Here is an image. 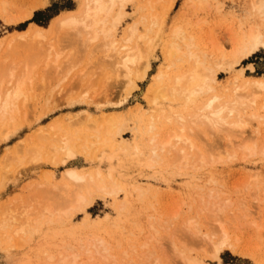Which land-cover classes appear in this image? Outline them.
Returning <instances> with one entry per match:
<instances>
[{
    "label": "bare ground",
    "instance_id": "1",
    "mask_svg": "<svg viewBox=\"0 0 264 264\" xmlns=\"http://www.w3.org/2000/svg\"><path fill=\"white\" fill-rule=\"evenodd\" d=\"M78 1L76 8L60 11L50 19L47 26L32 22L28 28L9 32L0 38V48L5 46L6 50L0 57V126L5 128V135L14 131L12 124L18 120L20 114L28 112L31 99L39 98L37 90H46L55 80H59L56 84L60 85L78 65L88 61L84 66L86 68L87 65L91 66L90 61L95 60L99 76L98 79L94 77L95 80H91L89 85L87 79L91 77L87 78L83 66L81 67L84 69L78 68L81 72L79 77L83 82L86 80L85 83L78 82L84 85L87 83L82 89L86 90L89 86L94 95L102 92L105 94L111 81L119 80L120 77L128 80L131 88H135L138 86L137 80L147 78L153 67V60L159 58L157 50L160 47L164 66L154 73L147 94L149 103L154 107L150 112H141L133 118V145L118 140V136L122 134L123 123L115 116L98 120L87 113L81 116L84 118L82 122L87 123V126L74 129L64 125L65 119L56 117L47 123L49 132H30L20 145L9 149L2 156L1 165L8 168L13 163L17 174H20L18 170L24 167L18 168L19 163L40 167L48 162L53 166H60L75 163L82 153L92 161L103 158L112 161L131 150L134 155L150 151L147 157L150 168L159 165L187 171L211 169L219 162L235 158L264 156V76L235 77L233 84L226 86L219 83L221 68H233L236 63L264 47V0H247V11L257 16L255 22L249 21L247 25L242 24L238 28L232 23L224 34V40L218 38L217 26L210 27L204 33L202 26L194 29L191 21L182 22L179 17L170 25V13L175 9L177 0H165L166 3L164 0H145V4H140L138 0ZM184 1L180 13H184L187 7L203 13L211 10L213 6L218 12L224 8L221 0ZM131 3L135 4L139 18L126 27L120 36L119 30L129 16L128 8ZM48 4L49 0H38L21 16L10 14L9 0H0V9L9 21L17 22L31 17L36 8L46 7ZM234 17L232 15V20ZM139 25H143V30H140ZM63 43L70 45L72 49L68 45L66 47L70 50L65 49ZM45 44L49 46L45 48ZM95 67L93 69L87 66V69L94 71ZM240 70L244 76L243 68ZM76 82L74 83L77 85ZM97 87L103 89L99 91ZM163 101L175 103L177 106L161 108L159 105ZM95 102L98 106L115 104L108 100H104L102 104ZM120 103L123 101L118 102V105ZM75 121L76 119L73 120ZM199 137L203 138L204 143L210 137L213 143L204 145L201 139L199 143ZM101 162H98L95 169L69 166L60 181L50 171H45L38 181H30L23 188L28 193L21 192L13 198V204L10 203L14 205H10L13 208H7L10 212H4L1 216L0 234L4 229L5 232L12 231L14 225V233L10 232L15 236L27 233L28 230L39 231L37 228L43 226L42 222L46 221L44 219L52 220L51 223L54 218L60 219L56 222L64 226L65 221L61 220H67L76 212L85 210L98 195L117 198L121 192H125L130 198L132 191L123 184L125 175L120 172L118 174L117 166L112 163L107 171L102 170ZM10 172L9 170L8 174L6 172L0 178V190L6 186L7 178L12 174ZM63 191L68 194L64 196ZM216 191H210L208 202L216 204L218 208L210 209L205 205L194 215L182 213V206L179 205L170 214L171 223L157 219L158 217L150 219L149 232L140 244L141 251L138 252L139 249L134 245V255L130 254L133 251L131 248L132 251L128 249L130 253L126 250L118 257L113 253V247L107 239L98 238L84 243V246L82 244L79 248L83 250L80 249V252L74 245L79 253H75L73 247L68 248V251L74 250L73 254L69 252V255H64L60 260L62 264H211L202 257L211 252L212 258L219 260L216 264H223L220 262L223 250L249 255L251 250H248L245 244L247 239L243 235L245 223L241 224L239 220L245 215L234 213L236 217L227 216L233 201L221 198L220 192L218 195ZM143 192H140L142 196ZM28 199L38 204H28ZM6 206L2 208L6 209ZM207 218L211 219L208 223L202 220ZM246 218L250 219V215L247 214ZM29 219L35 221L34 223L32 220L33 224L29 225L35 226L27 229V222H31ZM176 219L183 221V241L178 242L182 239L180 235L178 240L168 242L171 247L166 250L170 253H167L169 258L165 259L158 252V246L168 244L159 242V234L165 224V227H173ZM228 219L236 223L235 231H232L235 227H230ZM49 221H46L47 225ZM84 223L93 225L90 219L84 220ZM205 223L209 225L206 227ZM251 223H255L257 240L261 239L258 241L262 243L264 224H257L255 219ZM175 227L174 231L177 233L178 229ZM30 234L28 236L32 237ZM190 244L199 245L207 253L204 252L202 256L194 254V246ZM200 250L202 251H196ZM84 255H87L86 261L80 260Z\"/></svg>",
    "mask_w": 264,
    "mask_h": 264
},
{
    "label": "rangeland",
    "instance_id": "2",
    "mask_svg": "<svg viewBox=\"0 0 264 264\" xmlns=\"http://www.w3.org/2000/svg\"><path fill=\"white\" fill-rule=\"evenodd\" d=\"M37 1L38 0H9V12L11 15L21 16L27 9H31ZM221 1L224 4V8L220 12L216 11L214 6L211 10L204 13L199 11L197 12L195 9L187 7L184 14L182 12L180 13V11H182L185 1L177 0L175 9H173L170 13L169 24H174L175 18L177 19V17H179L182 22L191 21L192 28L194 29L198 26H202L205 29L204 33L207 32L210 27L217 26L219 27V29L217 28L216 30L218 31L216 32L218 33L217 36L220 40L221 38L224 40V34L227 32L228 27L231 26L232 23L236 25V28H238L242 24L247 25L249 21L255 22L257 16L247 11V0ZM138 2L140 4H145V0H138ZM78 5V0H49V4L46 7L36 8L31 17L17 22L9 21L6 17L7 15L0 9V38L8 35L9 32L24 30L28 28L32 22L47 26L50 19L54 15L58 14L62 10L76 8ZM134 5V3H131V6L128 8L129 16L126 19V22H123L121 25L119 30L120 36L126 27L137 21L139 18L138 11H136L137 8H135ZM232 15L235 16L233 20ZM139 28L140 30H143V25H139ZM63 44L65 49L67 48V50H70V48H68L71 47L70 45L66 43ZM67 45L68 47H66ZM48 46L49 44H47L45 48ZM228 48H230L229 45ZM5 51V46L0 48V57L5 54ZM157 51L159 58L153 60V67L147 78L145 80H137L138 86L135 88H131V83L129 84L128 80L120 77L119 80L113 79V82L111 81V84H109L107 88L108 90L105 91V94L103 92L100 94L96 93L95 95H99L95 96L92 94L94 93L93 89H89V86H87L86 90L82 89L86 87L85 85H87V83L85 85L83 84L86 80L84 82L81 80L79 77L81 72L79 71L85 68L84 66L87 64V61L82 65H78L80 70L75 68V70L78 71L75 72L74 70L72 74H68L70 77L63 79L65 81H61L60 85L56 84L59 80H55L46 90H37L36 92L39 98L35 97L31 99L28 103V114H20L18 120L12 124L14 130L13 132L5 135V128L0 126V178L5 175L6 172L8 174L9 170L11 171L10 173H12L9 176L10 178L6 175L8 180L6 181V186L3 187V189H5L0 190V209L2 206L6 205L14 206L12 205V202L14 201L11 200H13V198L21 192H24L23 188H25L30 181H38L45 171L54 172L56 180L60 181L62 180L63 173L67 167L73 165L79 168L95 169L99 161H102L101 168L104 171L109 169L110 163L117 166L118 174L120 172L125 175L123 178V184H126L132 191L130 198L126 196L125 192H121L117 198H113L109 195L96 196L93 204L86 207L85 210L76 212L73 217L68 218L67 220H61L62 222L65 221L64 226L62 223L56 222L58 220L60 221V219L56 220V218H54L53 222L55 221V223L52 222L53 224L51 223L52 220L44 219L46 221L50 220V225L48 222L47 225L45 221L44 223L42 222L43 226H41V228L39 226L41 223L38 224L39 227L37 226V229H39V231L28 230L27 233H21L19 234L20 236H15V234L12 233H14L13 228H15L16 225L12 227L13 232L10 230L11 227L8 225V229L12 233L7 230L5 232L4 229L1 230L3 233L1 232L0 234V264H62L60 260L61 257H64L66 254L69 255V252L74 250L75 253H79L81 249L79 247H82V244L84 246V243H88L92 239L98 238L107 239L113 247V253L118 257H121V254L126 250L130 253V250L132 251L135 246L139 249L138 252H140V244L149 232L148 224L150 219L153 217L156 219L158 217L157 219H162L164 222H170V219H172V212L175 211L179 205L182 206V213L194 215L205 205H208L210 209L218 208L216 204L208 202L209 193L212 190H217L216 193L218 195V192H220L221 198H229L233 201L232 206L228 208L230 210L228 211L227 216H232L231 218H233V216L236 217L234 213L241 216L245 215L243 219L239 220H241V224L245 223L243 235L247 239L245 241L247 243L245 244H247L248 250H251L249 255L234 253L229 249L223 250L220 262L223 264H264V241L259 243L258 240L261 239L258 238L257 240L256 225L255 223H251V221L255 219L257 224H264L263 155L222 161L214 165L211 169H188L187 171H183L184 169L174 170L172 168H163L159 165L150 168L148 167L149 165L147 162V157L150 154V151H146L144 154L134 155L130 152L131 150L114 158L112 161H109L106 158H103V160L96 159L97 161H92L86 154L82 153L79 154L75 163L71 162L60 166H53L48 162L41 164L40 167H36L35 165L29 166L30 164L28 163L26 166V163L21 165L19 163V166L18 163H16V167L17 165L18 168L21 166L24 167L21 168V170L19 169L21 172L18 170V173L20 174H17V169L15 170L14 168L15 164L12 162L8 168H6L7 166L5 167L4 164H2L3 166L1 165L2 156L8 152L9 149H13L18 144L20 145L30 132H34L36 134H40L41 132H45L44 134H46L49 132L50 129L47 123L56 117L65 119L64 125L68 128L71 127L74 129L78 126L81 128L87 126V123L82 122L84 118H81L82 115H86L87 113H90L98 120H103V118L111 115L115 116L123 123L122 134L118 136V140L126 144L132 143L133 145L135 142V135L133 133L135 122L133 118L141 112H150L152 107H154L149 103L147 94L150 84L153 81L154 73L164 66L161 48L159 47ZM91 62L92 61L89 63L91 66H87L94 69L96 65L95 60H93L94 65H92L93 62ZM87 66L84 69V73H87V78L91 77V79H87L89 85L91 80L98 79L97 76H99V71L97 70L99 69H97L98 66H96V70L92 71L93 69H87ZM240 68H243L244 76L241 74ZM88 73H91L90 75L95 74L96 76H90ZM76 75L78 76L76 77ZM246 76H264V47H261L258 51L242 59L239 63H236L233 68H221L219 70V83L222 86L232 85L235 77L245 78ZM72 77L77 79L73 80ZM101 79L99 80L101 81L100 85L102 84ZM75 81H82L83 83L80 84L78 82L76 85L74 83ZM96 81L98 82V80ZM82 84L84 85L83 87H81ZM97 89L101 91L103 88L97 87ZM42 91L43 93H41ZM104 100H108L110 103L115 104L98 106L95 102L98 101V104H102ZM120 101H123V103L118 105V102ZM159 106L167 109L170 108V106L176 107L177 105L169 101H163ZM43 113L46 114L41 116ZM75 119L76 121L73 122ZM69 124H72V126H69ZM262 132L264 134V126ZM223 136L225 137V135ZM210 137H207V140L204 139L210 143H206V141L204 143L202 141L203 138L200 137L198 138V142L200 143L199 140L201 139V142H203L204 145H211L214 141V137L212 136L213 141ZM225 138L227 139V137ZM40 141L43 140L40 139ZM224 142H226L225 139ZM225 144L227 143H224V145ZM13 168L14 170H12ZM12 171L15 172L13 173ZM140 190L144 191L142 193L144 194L143 196L141 195ZM25 192L27 191L25 190ZM63 192L64 196L68 194L67 192L66 194L65 191ZM29 200L30 199H28V201ZM30 201L28 204L32 205L33 202L36 203L34 200L31 203ZM9 206H6V209L2 208V211L3 209L5 210L3 212L0 210L2 213L0 214V222H2L1 216L4 212L7 213V211L10 210L11 206ZM7 208L9 210H7ZM247 214L250 215V219L246 218ZM86 219H90L93 225L88 226L84 223V220ZM2 220L4 221V219ZM29 220H31V222H27V229L32 226L33 222L35 223L33 219ZM202 220H205L206 223H208L211 219L207 218ZM68 221L69 223H66ZM175 222L177 224L173 223V227H171L172 225L169 226L171 228L165 227L166 224L163 228H161L162 231L160 232L161 234H159V239H161L159 241L160 243L161 241L162 243L166 242L163 244H168V242L172 243L173 239L178 240V237L183 234L182 219H176ZM228 222L231 223V228L233 227L232 225H234L235 228H232V231H235L234 229H236V223L231 222L230 219H228ZM235 222L238 221L235 220ZM30 223L32 224L29 225ZM59 224H61V226ZM179 225L182 228H179ZM34 226L35 224L32 228ZM174 227L176 230L178 229L177 233L174 231ZM70 228H73L72 230L75 228L73 233H71L72 230H70ZM29 231L32 233L30 234ZM172 231L174 232L170 234ZM29 234L32 235V237L28 236ZM181 237L182 239H179L180 241L178 242L182 243L183 235ZM248 239H250L251 242ZM159 242L157 243V246ZM74 245L79 252H77L76 248H74ZM190 246H192V244H190ZM193 246L194 248L192 252L194 254L202 256L204 252L207 253L206 250L204 251V249L200 248L199 245ZM72 247L74 250L68 251V248L71 249ZM136 247L134 249H136ZM163 247H165V249ZM163 247L158 246V252L160 255L162 254L165 259H168L169 255H167V253L170 252H168L166 248L170 249L171 246L168 244ZM195 247H197V249H202V251H196L197 249ZM134 249L130 253L131 255L135 254ZM84 253L85 252H83V254ZM207 254L206 256H202L205 260L211 264L218 263L217 261L219 260L213 259L211 252H208ZM51 256L53 258H50ZM85 259H87V255L82 256L80 260L86 261Z\"/></svg>",
    "mask_w": 264,
    "mask_h": 264
},
{
    "label": "trees",
    "instance_id": "3",
    "mask_svg": "<svg viewBox=\"0 0 264 264\" xmlns=\"http://www.w3.org/2000/svg\"><path fill=\"white\" fill-rule=\"evenodd\" d=\"M35 20V19H34Z\"/></svg>",
    "mask_w": 264,
    "mask_h": 264
}]
</instances>
